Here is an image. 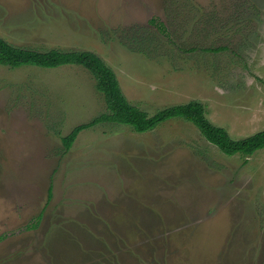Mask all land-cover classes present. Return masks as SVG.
<instances>
[{
	"label": "rangeland",
	"instance_id": "374dc122",
	"mask_svg": "<svg viewBox=\"0 0 264 264\" xmlns=\"http://www.w3.org/2000/svg\"><path fill=\"white\" fill-rule=\"evenodd\" d=\"M0 36L94 52L148 114L199 100L232 138L264 127V0H0ZM106 111L81 65H0V264H264V148L180 117L64 147Z\"/></svg>",
	"mask_w": 264,
	"mask_h": 264
},
{
	"label": "trees",
	"instance_id": "16d2710c",
	"mask_svg": "<svg viewBox=\"0 0 264 264\" xmlns=\"http://www.w3.org/2000/svg\"><path fill=\"white\" fill-rule=\"evenodd\" d=\"M159 29L162 32L166 31L162 24ZM69 64L81 65L92 74L96 89L103 95L107 111L86 123L76 125L69 133L61 137L67 150L71 147L79 131L101 122L126 124L136 132H144L163 121L176 117L193 123L209 143L215 145L225 154L251 155L256 150L264 148V127L246 137L232 138L224 127L216 125L208 119L206 106L199 100L166 106L148 114L127 100L112 68L92 51L56 48L40 51L15 46L0 36V65L9 68L22 66L56 68Z\"/></svg>",
	"mask_w": 264,
	"mask_h": 264
},
{
	"label": "crops",
	"instance_id": "0c3cea01",
	"mask_svg": "<svg viewBox=\"0 0 264 264\" xmlns=\"http://www.w3.org/2000/svg\"><path fill=\"white\" fill-rule=\"evenodd\" d=\"M48 195H49V194H48ZM115 196H117L118 198L121 197L120 194H117V192H115V194L113 195V198H114ZM113 198H111V199H113ZM121 198H122V197H121ZM124 198H125V197H124ZM113 200H114V199H113Z\"/></svg>",
	"mask_w": 264,
	"mask_h": 264
}]
</instances>
